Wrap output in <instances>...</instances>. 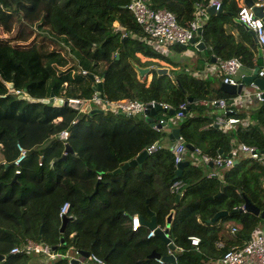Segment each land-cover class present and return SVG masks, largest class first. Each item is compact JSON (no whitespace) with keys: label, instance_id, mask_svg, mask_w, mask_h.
<instances>
[{"label":"trees","instance_id":"1","mask_svg":"<svg viewBox=\"0 0 264 264\" xmlns=\"http://www.w3.org/2000/svg\"><path fill=\"white\" fill-rule=\"evenodd\" d=\"M128 1L0 0V264H42L40 253L9 252L26 238L55 244L53 249L64 254L87 250L105 264H211L224 250L241 246L262 220L237 209L244 197L264 209V168L254 158L241 156L230 166L218 167L219 175L213 176H206L213 168L209 162L188 160L175 176L170 144L160 142L162 129H153L140 113L121 115L108 108L88 113L49 100L89 99L96 85L88 76L92 74L100 78L99 94L107 100L155 99L174 109L185 102L189 109L177 124L179 134L184 144L203 154L214 156L221 150L232 155L230 150L239 142L264 148V94L246 109L236 110L231 100L235 93L210 85L208 78L191 76L183 67L172 76L150 69L147 82L146 74L137 75L136 65H159L150 58L169 59L147 44L126 7ZM206 1L151 0L150 5L171 10L176 21L188 27L195 3ZM219 1L220 10L206 12L195 39L203 41L208 58L236 55L242 65L260 69L264 51L253 65L256 43L234 20L236 1ZM169 45L180 49L177 43ZM136 53L148 58L140 60ZM15 89L21 93L14 94ZM218 97L232 108L226 114L247 117L246 126L236 123L222 130L204 113L210 105L199 100ZM62 129L68 131L64 140L58 137ZM154 141L155 148L140 164L113 171ZM64 142L71 149L61 158ZM17 143L25 154L15 165ZM190 151L185 148V153ZM174 179L182 181L178 198L168 190ZM64 201L68 218L60 231L58 209ZM147 208L158 226H164L172 212L168 237L175 246L170 250L175 262L148 256L151 251H170L160 237L146 236L149 229L144 225L131 229L132 215L149 219ZM219 209L227 213L211 221ZM189 235L199 237L196 247ZM46 263L67 264V258L57 256Z\"/></svg>","mask_w":264,"mask_h":264},{"label":"built area","instance_id":"2","mask_svg":"<svg viewBox=\"0 0 264 264\" xmlns=\"http://www.w3.org/2000/svg\"><path fill=\"white\" fill-rule=\"evenodd\" d=\"M151 0H129L126 3V7L129 12L132 14L136 23H138L140 29L144 33V38L147 44L154 46L155 48L162 50L163 52L166 49V45L170 43L177 44H188L189 39L192 36H196L201 30L202 20L201 17L206 13V7L213 4L214 10L220 8L219 0H208L206 2H196L195 11L192 20L189 22L188 27L181 26L175 18L174 13L165 8V7H154L150 5ZM257 4V3H254ZM236 17L243 21L249 29H251L256 37V42L264 51V9L261 10V16H258L254 13L251 5L241 4L236 10ZM217 66L221 72V81L231 84H237L236 79L237 69L242 66L241 59L232 55L225 58H217ZM84 72V70H82ZM257 76L264 78V68H258L256 72ZM93 81L96 83L100 81V78L96 75H93ZM252 85L256 87L255 84ZM21 93L20 90L15 89L14 94ZM264 89H256L253 95L257 100L263 98ZM236 96V95H235ZM234 96V97H235ZM67 100L81 101L83 108L85 103L91 101L98 102L104 105L105 108H108L112 111L118 112L121 111L125 114L131 113H140L143 117L145 116V110L154 107L155 103L160 105L158 110L168 113L167 111L172 108L174 118H180L183 115V109L185 108V102H180L177 105V108L174 109L171 104L164 101H158L155 99H150L146 101L138 100L131 97H121L114 100H107L99 94V92L94 88L92 95L89 99H79V98H68ZM232 101H235V98L232 97ZM203 103H206L212 107H218L221 111L220 114L216 115L213 119V122L218 125L222 130H226L235 126L236 123H240L241 126H246V120L237 117L234 114H226L232 112V108L228 105L227 101L223 97L213 98L211 100H202ZM99 105V104H98ZM150 126L155 130L162 129L163 125L158 126L157 124H162L166 121L163 115L155 117L151 116ZM68 134L67 129H62L58 132V137L61 140H64ZM18 148V155L13 160V163L16 165L24 157L25 149L16 144ZM156 146L150 144L145 149L149 152L154 149ZM169 148L173 154V161L177 163L179 160L184 158L185 154V144L179 134L169 145ZM151 149V150H150ZM192 153L190 157V162L192 164L207 163L209 162L213 168L206 172V176L219 175L218 167H227L232 165L237 157L236 155L241 153L240 156H248L254 158L259 164L264 168V148L257 149L253 145L247 144L245 142H239L236 146V149H231L232 153L229 155H223L221 152L216 153L214 156H208L200 152L198 148H194L190 151ZM237 153V154H236ZM239 158V157H238ZM15 173H18L19 170L14 169ZM261 181L264 188V171L261 175ZM182 181L180 179H174L169 183L168 190L172 193H181ZM68 207V202L64 201L59 209L58 215H65ZM139 219L137 215H132L130 218V227L131 229H136L139 226ZM162 228V226H160ZM231 232H234L236 229L234 226L230 228ZM153 234V229H149L146 233V236ZM190 244L197 246L199 242V237L196 235H189ZM217 246L221 245V242L216 243ZM170 250V249H169ZM36 252L40 253L44 262L42 264H47L46 261L53 259L57 256H68L67 264H74L70 259L76 258L80 263L84 264H105L103 258L99 257L94 253H88L83 260L80 259V254L77 250H74V255L64 254L62 252L52 250V248L40 241L34 240L31 238H26L24 243L21 246L13 245L10 247L9 252ZM157 261H160V257H155ZM218 264H264V231L254 229L250 237L241 245V246H231L230 248L224 250L220 257L216 260Z\"/></svg>","mask_w":264,"mask_h":264},{"label":"water","instance_id":"3","mask_svg":"<svg viewBox=\"0 0 264 264\" xmlns=\"http://www.w3.org/2000/svg\"><path fill=\"white\" fill-rule=\"evenodd\" d=\"M243 3L245 5H251L252 9L254 11V13L258 16H261V10L263 8V6L261 4H254L253 0H243ZM220 10V8L217 9V11ZM214 10V6L213 4L209 5L206 7V12L207 13H213ZM238 23H240L242 26H244L245 28H248L247 25L241 21L239 18L235 17L234 18ZM249 29V28H248ZM249 32L253 38V40L256 42V37L253 33V31L251 29H249ZM189 43H191L193 45V47L195 49H204L205 48V44L203 43L202 40L200 39H195L194 36H192L189 39ZM257 43V42H256ZM182 48H185L187 44H179ZM258 45V54L261 55L262 53V48ZM210 60H215L214 56H210ZM152 69L154 70L157 74H161V73H167V67L166 66H159V65H152V66H138L136 65V70L138 72L139 75H145L149 72V70ZM258 67L255 66L253 67L252 73L251 74H246L241 76V81L237 84H231V83H226L221 81L219 84V88L225 92L228 93H238L241 90V85H246L249 83H253L256 85L257 88L259 89H264V78L260 77V76H256V72H257ZM88 76L90 77L91 80H93V75L92 74H88ZM8 87H11L12 84L10 82L6 83ZM94 88H96V90L98 92H100V81L96 82V85H94ZM50 101H52L53 104H58V103H68L71 106H74L75 108H80L82 106V102L79 101H74V100H66V99H62L59 97H56L54 99L49 98ZM188 101H191V97H188L187 99ZM160 108V105L158 103H155L154 107H150L148 109L145 110V116L144 119L147 122H151V116L155 114V112ZM189 109V105L185 106V108L183 109V112L185 113L187 110ZM103 109L102 108H96V107H92L89 103H85L82 111L83 112H88V113H95V112H101ZM168 114H173V109L170 108L168 111ZM117 113H120L121 115L124 114L121 111H118ZM128 115H132L131 113H128ZM166 122H163L162 124H157L158 126L160 125H164ZM179 135V128L176 127H172L170 132L168 133V137L170 138L171 141H173L175 138H177ZM157 143V141H154L152 143V145H155ZM187 148H189L190 150L193 149V146L189 143L185 144ZM70 146L68 145L67 142H64V149L61 155V158L65 157V152L67 150H70ZM151 150V149H150ZM219 152H221V150H219ZM149 153V151L147 149H142L141 151H139L133 158H130L127 161H124L121 163V165L117 168H115L113 171L117 172L120 171L121 169H124L126 166L128 165H135V164H140L141 160ZM188 164V160L187 159H182L179 160L176 163V167L174 170V175H178L181 173L182 168L184 165ZM15 179V174L12 176L11 180ZM96 190V188H95ZM219 192L215 193L213 196L218 195ZM179 194L176 193L175 194V198H178ZM210 197V196H209ZM240 210H246L254 215H260L261 217H264V209L260 210L255 204H253L247 197L243 198V202L242 204L237 208ZM148 214L150 215L149 219H145L142 216L138 215V219H139V223L144 225L145 227H147L148 229H153V234L160 237L161 240L167 244L168 248L170 250L174 249L175 246L173 245V243L171 242L170 238L168 237V226L170 223V218H171V213L172 212H168L166 217H165V224L164 226H162V228L160 226H158L155 222V218L153 215V211L150 210L149 208H147ZM227 213V210L225 209H219L217 210L214 215L211 217V221H214L215 219H217L218 217H220L221 215H224ZM68 217L65 215L61 216V223L59 226V230L62 231L65 225V221ZM39 238V237H38ZM61 242L63 241L62 236L60 237ZM52 249L56 248V245H51L50 246ZM77 252L82 255L83 257H86L88 255V251L87 250H82V249H78ZM148 256L150 257H160L162 260H166V261H171V262H175V256L173 253L169 252L167 254L164 255H160L154 251H151ZM3 254L0 253V259H2ZM68 256H66L67 258ZM74 264H84V263H80L76 258H71L70 259Z\"/></svg>","mask_w":264,"mask_h":264},{"label":"crops","instance_id":"4","mask_svg":"<svg viewBox=\"0 0 264 264\" xmlns=\"http://www.w3.org/2000/svg\"><path fill=\"white\" fill-rule=\"evenodd\" d=\"M235 1H236V4L238 6L241 5V4H244L243 0H235ZM253 3L261 4L263 6V9H264V0H253ZM206 18H207V16L203 14L202 17H201L202 22ZM245 29H247L249 31L248 28H245ZM231 32L234 33L235 30L232 29ZM172 49H173L172 46L167 44L164 53L166 55H168L169 52L172 51V54H175L176 50H172ZM181 49H183V51L181 53H184V54L183 55H179L178 57L175 56V58L173 60V63H169V62H166V61L162 60V62L164 64H166L165 66L167 67V70L169 71V69H175V68L183 67L186 71H188L189 69L191 70L192 68H195L196 70L194 71V73H195L194 76L199 77V78H209L208 77V72H212L213 73L214 71H217V73H218L217 77L209 78V84L212 85V86L219 87V84L221 82V72H220V70L218 69V66H217V60H216L217 57H215V60H210V57L208 58V60H206L202 54L197 52V51H200V50L199 49H195L191 43H188L185 48L181 47ZM262 52H263V49H262ZM136 54L137 55H142L140 53H136ZM187 54H190L189 58L187 57ZM261 55H263V53H261ZM261 55L258 54V45L256 43V53H255V57L253 58V61H252L253 65H256V61H257L256 57L257 56H261ZM210 56H213V55H210ZM193 58L196 59V65L195 64L194 65H190L188 63L190 61V59L193 60ZM174 63H175V65H173ZM253 67H255V66L248 67V66L242 65L239 68V70H237L235 77H236L238 83L241 81V79H240L241 76L252 73ZM261 68L262 69L264 68V62L262 63ZM256 89H258V88H255L252 85V82L249 83V84H246V85H241V90L238 93H236L235 97H233V98H235V101H232L233 105H236L235 106L236 110H238V109H240V110L241 109H246V107L248 105L251 106V103L254 104V103H256L258 101L256 99V97L253 95V93L255 92ZM231 100H232V98H231ZM199 102H202V100H199ZM204 113L207 114V115L213 116V118H214V116L220 114L221 111H220V109L218 107H211L210 106V107H206L205 108ZM165 119H167V118H165ZM244 119L247 120V117H245ZM168 120L170 122L166 120L165 121L166 123L162 127L163 135L161 136V145L162 144H164V145L168 144L169 145L172 142L170 140V138L168 137V133L170 132L172 127H176L177 124H178V118H174V116H169ZM191 155H192L191 152L185 153L183 159L190 160ZM240 155H241V153L237 154L236 157L237 158L241 157ZM168 251H170L169 248H168ZM69 255H74V251H71V253L69 252ZM80 256H81L80 259L83 260L84 257L82 255H80ZM211 264H218V262L217 261L211 262Z\"/></svg>","mask_w":264,"mask_h":264},{"label":"rangeland","instance_id":"5","mask_svg":"<svg viewBox=\"0 0 264 264\" xmlns=\"http://www.w3.org/2000/svg\"><path fill=\"white\" fill-rule=\"evenodd\" d=\"M204 15H207L206 13L204 14ZM173 48V47H172ZM172 50H176V53L175 54H172V51L171 52H169V54L167 55V57H168V59H169V63H172L173 62V60H174V58H175V56H179V55H183L184 53H181L182 51H183V49H181V47H180V49H176V48H173ZM197 52H199L200 54H202L203 56H204V58L206 59V60H208V57H207V55H206V52H205V49H202V50H200V51H197ZM139 56V59L140 60H144V59H146V58H148V57H145V56H143V55H138ZM189 56H190V54H187V57L189 58ZM173 58V59H172ZM150 59H152V60H155L156 62H158L159 63V66H165L166 64H164L163 62H162V60H159V59H156V58H150ZM195 60V61H194ZM187 63V62H186ZM190 65H196V59L195 58H193V60H191L190 59V61L188 62ZM152 65H156V64H149V65H147V66H152ZM180 68V67H179ZM182 68V67H181ZM188 70V69H187ZM196 69L195 68H192L191 70L189 69L188 71H189V73H190V75L191 76H194L195 75V73H194V71H195ZM237 70H239V68L237 69ZM177 72V68H175V70H173L172 71V69H169V74L172 76V72ZM137 75H139L138 74V72H137ZM217 75H218V73H217V71H214L213 73L212 72H208V77L209 78H214V77H217ZM140 76H142L143 77V75H140ZM149 77H150V74L148 73V74H146L145 75V80H146V82L148 81V79H149ZM208 78V79H209ZM13 93H14V91H13ZM99 104V105H98ZM90 105L92 106V107H96V108H102V109H104L105 107H104V105H102V104H100V103H98V102H94V101H91L90 102ZM158 115H163L164 116V118H167L166 120L167 121H169L168 119H169V114L168 113H165V112H159V114ZM155 117H158V116H155ZM180 121V119L178 118V122ZM170 122V121H169ZM160 142H161V139H160ZM0 158H1V154H0ZM260 181H261V178H260ZM261 185H262V187H263V184H262V181H261ZM255 229H257V230H262V231H264V217H262V220L258 223V225H257V227H255ZM52 250H54V249H52ZM70 253H71V251H69ZM49 260H51V259H49Z\"/></svg>","mask_w":264,"mask_h":264}]
</instances>
